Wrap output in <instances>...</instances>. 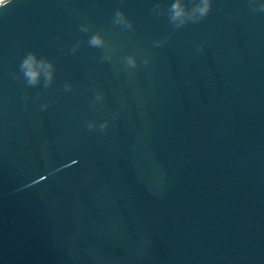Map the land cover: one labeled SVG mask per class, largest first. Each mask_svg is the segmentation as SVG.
<instances>
[{
  "label": "water",
  "instance_id": "95a60500",
  "mask_svg": "<svg viewBox=\"0 0 264 264\" xmlns=\"http://www.w3.org/2000/svg\"><path fill=\"white\" fill-rule=\"evenodd\" d=\"M171 2L0 9V264H264V12L212 0L176 29Z\"/></svg>",
  "mask_w": 264,
  "mask_h": 264
},
{
  "label": "clouds",
  "instance_id": "9594fccd",
  "mask_svg": "<svg viewBox=\"0 0 264 264\" xmlns=\"http://www.w3.org/2000/svg\"><path fill=\"white\" fill-rule=\"evenodd\" d=\"M13 2V0H0V9L7 10V7ZM249 8L256 12H264V2H259V0H248ZM212 7V0H172V2L167 6L166 10L161 8L159 3L153 6V11H157V15H164L165 11L168 16L169 23H171L174 28L180 29L188 23H197L203 20L209 14ZM3 14V13H0ZM113 23L116 25H121L124 28L131 29L133 27L132 22L128 20L124 12L117 9L113 16ZM89 29L81 25V31L87 32ZM105 40L99 33L91 35L88 39V44L91 47H104ZM162 41H155L154 44L159 46ZM78 45L73 46L72 52L76 51ZM198 51L200 48L197 49ZM109 59L107 54L102 58ZM126 65L129 68L136 67V59L132 55L125 57ZM144 63L147 64L148 60L145 59ZM54 64L46 59L45 57H37L35 52L29 51L22 58L19 64V73L22 74L23 80L26 86L35 87L41 83L43 79V86L45 88L49 87L54 79ZM20 74L13 73V79L19 80L21 78ZM64 88L68 90L70 85L65 84ZM102 97L99 93L95 96V101L101 100ZM42 108H46L47 105H41ZM87 127L89 130L97 127L95 121H88ZM99 129L103 132L107 128V121L99 123Z\"/></svg>",
  "mask_w": 264,
  "mask_h": 264
}]
</instances>
